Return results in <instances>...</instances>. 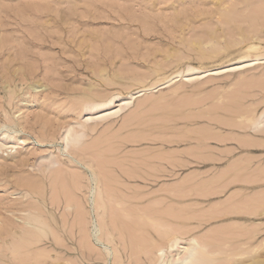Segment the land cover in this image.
Returning a JSON list of instances; mask_svg holds the SVG:
<instances>
[{
  "label": "rangeland",
  "instance_id": "374dc122",
  "mask_svg": "<svg viewBox=\"0 0 264 264\" xmlns=\"http://www.w3.org/2000/svg\"><path fill=\"white\" fill-rule=\"evenodd\" d=\"M257 56L264 0H0V128L16 136L0 135V264H159L175 236L219 249L212 264H264V62L206 73ZM111 95L130 104L63 157L84 103ZM50 154L45 208L21 194ZM92 179L102 242L84 226ZM33 207L65 231L23 233Z\"/></svg>",
  "mask_w": 264,
  "mask_h": 264
},
{
  "label": "bare ground",
  "instance_id": "6f19581e",
  "mask_svg": "<svg viewBox=\"0 0 264 264\" xmlns=\"http://www.w3.org/2000/svg\"><path fill=\"white\" fill-rule=\"evenodd\" d=\"M258 45L259 44H257V45L254 44V46H256L257 48L259 47ZM254 46H252V47H254ZM260 59H262V61L264 62V59L262 57L257 56L254 59H242V61H239V62H244L245 61L244 63L238 64V65L226 66V67H223V68H220V69H214L212 71H207L206 73H208V75H211V74L218 75V74H223V73H228V72L241 71V70L246 69L249 66H253V65L259 63ZM187 71L189 72L187 75L195 74V73L199 72L194 67H189ZM162 84H165V82L161 83L160 85H162ZM144 90L145 89H141L137 93H141ZM132 98H133V96L131 95L130 99H132ZM115 99H118L117 96L113 97V95H111L108 99L103 100V101H99L98 102V101L94 100V101H86L84 103V105L82 107V110L86 114H88V116L85 119V121L79 123L77 125V127L72 126V127L68 128V129H66L64 131V133L61 135V138L64 141V146L62 145L63 146V150L60 149L61 155L63 157L67 156L69 158H72V156L70 154V149L77 148V146L84 139V137L86 135L87 124L89 122H95L97 120H102V119H106V118L115 116L120 111H122L123 109L128 107V105L130 104L129 100L128 101L127 100H122V101L118 100L120 102L119 108L115 109V110H112V109H110V107H111V105H113L116 102ZM252 126H253L252 127L253 131H255V132L264 131V111L259 115V117L255 121L252 122ZM2 134H3V137H2L3 139L9 137V139L15 140V138H16V136L11 135V131L7 128V125L2 127V128H0V135H2ZM17 139L19 140V138H17ZM0 148H1V146H0ZM37 163L38 164L36 165V167L32 166L31 169L32 170H36L37 172L40 173V175L42 176L41 182H43V184H42L41 187H39L38 186V182H37L36 179L30 178L28 180V178H29L28 177L26 179L28 181L25 180L26 183L24 182L25 184H23L24 186H26V188H24V190H23V192L21 194V198H27V199L40 201V204L46 208V206H45L46 197H45V194H44V183H45L44 177H45V175H46L48 170H50L53 167H55L56 165L60 164V160L56 159V157L53 154H50L49 156L43 157L41 159V161H39ZM89 168H91V167H89ZM89 183H90L89 184V194H88L87 200H88V203H89L90 206H89L88 209L86 208L85 205H83L84 209L82 208L83 206L81 208H82V210H87V211H83V214H84L85 217H86L85 214L87 213V220H89L88 219V215H89V218L91 216V220L86 221L87 223L90 222V226L91 227L89 228V226H86V224H87L86 222H85L84 226L87 227L86 231L89 233V236H93V237H95V239L98 242H102L100 225L97 223L96 220H94V219H96L95 216H96V214L98 213V210H99L98 207H97V201H96V196H95L96 195L95 194V192H96L95 189H96L97 185L94 186V184H96V180L92 179V181L90 180ZM40 190H41V192L43 190L42 195H40V193H41ZM23 204H25V203H23ZM27 205H29V204H27ZM59 207H60V204H59ZM37 208H40V207H37ZM73 208H76V206H72L71 204L67 205V209L72 212V213L69 212L70 214H73ZM63 209H64V207H63ZM41 210H43V209H41ZM41 210L39 212V210H37L35 208L34 209L30 208V209H27V210L21 212L22 216L20 218L22 219V221H19L21 223H19L20 225H18V226L21 228V231L23 233H25V234H28V233H30V234H42V236H45V235L50 234V233L53 234V232L55 233L57 230L58 231H63V230L65 231V228L63 229L62 225L60 226L59 224H55V223L53 224V223L48 222L47 221V216L44 214L45 210H43V211H41ZM48 212L50 214V215H48L49 218L54 219L55 222H56V218L57 217H56V215H54V212H50V211H48ZM65 221H66V219H65ZM84 226H82L81 228H80V226H78V229H79L78 233H79V231L81 229H83ZM73 227H75V226H72V228ZM5 229L7 231H9V232H15L14 231V227H11L10 225L9 226L6 225ZM84 230H85V228L83 230H81V231H84ZM58 231H57V233H58ZM86 231H84V233H86ZM242 234H244V233H242ZM248 234H249V232H248ZM245 236H247V235H245ZM245 236H243V237H245ZM251 239H253V238H251ZM203 240H201V238L193 236V237L189 238V240L187 242H184L177 236L173 237L170 240V243H169L168 246L160 247L157 250V256L161 260V262L159 264H212L214 262V260H219L220 257L222 256L220 250L219 249L218 250H213L212 249V245L209 242H207V240H206V242L203 241ZM182 243L184 245H182ZM229 246H231V245H229ZM105 249L108 250V252H110V250L108 249L107 246H106ZM228 249H230V248H228ZM175 251L179 255L178 258L173 257L174 256L173 253ZM221 251H222V249H221ZM246 251L248 252L250 250H246ZM182 252H184V255L181 257L180 254ZM231 253H233V252H231ZM238 254L242 255L243 253L239 252ZM245 254H246V252H245ZM170 255H171L172 258H170L168 260L167 256H170ZM203 257H205V258H203ZM206 257H208V258H206ZM248 257H249V255H248ZM251 257H253V255Z\"/></svg>",
  "mask_w": 264,
  "mask_h": 264
}]
</instances>
